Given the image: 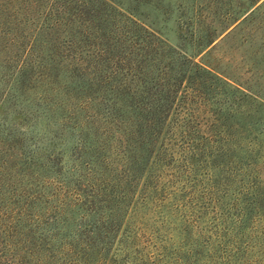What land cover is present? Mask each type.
<instances>
[{"label":"trees","instance_id":"16d2710c","mask_svg":"<svg viewBox=\"0 0 264 264\" xmlns=\"http://www.w3.org/2000/svg\"><path fill=\"white\" fill-rule=\"evenodd\" d=\"M229 26L186 54L114 0H0V50L14 48L3 63L4 76L12 71L7 91L41 99L47 90L61 92L54 124L78 141L70 168L77 177L54 178L55 203L45 218L69 228L66 241L54 248L46 232L20 264H52L56 256L63 264L261 258L249 225L255 215L237 212L228 196L232 171L256 169L261 150L241 144L233 134L242 129L229 119L220 132L206 127L192 100L210 80L233 87L191 58Z\"/></svg>","mask_w":264,"mask_h":264},{"label":"rangeland","instance_id":"374dc122","mask_svg":"<svg viewBox=\"0 0 264 264\" xmlns=\"http://www.w3.org/2000/svg\"><path fill=\"white\" fill-rule=\"evenodd\" d=\"M114 1L149 28L162 32L171 44L182 45L186 54L230 24L208 48L191 58L222 72L233 87L210 80L208 90L192 98L195 112L207 120L206 127L218 132L229 119L233 129H242L233 136L240 134L241 144L260 149L264 157V106L260 104L264 103V0ZM66 30L61 36L68 40ZM9 50H0V264H20L24 263L21 255L32 254L43 236H54V248H61L66 241L69 228L62 230L58 220L45 218L55 203L51 196L54 178L66 181L77 177L70 168L78 141L75 132L54 124L51 112L57 115L62 110L52 104L62 103L61 92L51 95L47 90V99H41V95L30 93L21 97L13 86L7 91L12 71L4 76L3 63L14 48ZM54 155L61 157L58 163ZM258 163L254 170L241 168L246 174L232 171L228 182L229 201L237 199L235 210L255 215L249 225L257 230L255 248L262 256L248 264H264V163ZM44 254L36 252L35 256L43 259ZM56 257L51 263L63 264Z\"/></svg>","mask_w":264,"mask_h":264}]
</instances>
